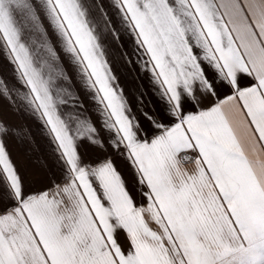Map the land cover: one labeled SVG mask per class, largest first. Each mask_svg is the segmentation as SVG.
<instances>
[{
  "label": "snow or ice",
  "instance_id": "snow-or-ice-1",
  "mask_svg": "<svg viewBox=\"0 0 264 264\" xmlns=\"http://www.w3.org/2000/svg\"><path fill=\"white\" fill-rule=\"evenodd\" d=\"M119 7L169 104L172 119L152 128H140L113 86L84 0H0L13 70L67 166L60 182L29 186L8 159L14 131L0 121V264H264V0ZM41 12L114 133L102 140L93 127L88 158L26 47ZM9 92L0 81V95Z\"/></svg>",
  "mask_w": 264,
  "mask_h": 264
},
{
  "label": "crops",
  "instance_id": "crops-1",
  "mask_svg": "<svg viewBox=\"0 0 264 264\" xmlns=\"http://www.w3.org/2000/svg\"><path fill=\"white\" fill-rule=\"evenodd\" d=\"M88 18L103 52L108 74L114 78L113 86L126 103L128 113L141 129L152 128L154 121L162 117L172 119L169 104L159 83L150 71L146 54L138 48L135 33L131 31L121 9L120 0H84ZM43 28L33 29L26 42L33 66L38 69L57 103L58 112L75 122L73 131L82 139L77 141L78 150L85 158L95 153L96 145L90 144L92 129L103 140L111 139L105 125L107 119L100 96L90 87L63 45L59 34L43 12L40 13ZM50 41V44H49ZM51 49V51L49 50ZM12 56L0 34V81L7 83L10 92L0 95V121L11 126L14 135L4 139L8 159L17 173L31 187L42 188L49 182L57 183L66 174V165L57 152L56 145L44 120L35 110L33 94L22 78L14 71ZM147 65V67H146ZM191 103V99L185 97ZM102 151H108L105 145ZM116 166L126 186L133 183L125 162L117 159ZM185 167L191 169L192 164ZM0 166V184L3 183ZM137 197L134 203L139 204ZM147 220V216L145 217ZM155 229V224H150Z\"/></svg>",
  "mask_w": 264,
  "mask_h": 264
}]
</instances>
